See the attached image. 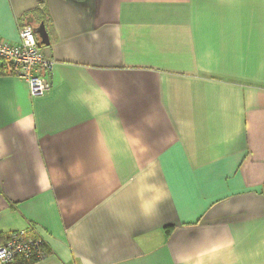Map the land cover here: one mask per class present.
<instances>
[{
  "label": "crops",
  "instance_id": "crops-1",
  "mask_svg": "<svg viewBox=\"0 0 264 264\" xmlns=\"http://www.w3.org/2000/svg\"><path fill=\"white\" fill-rule=\"evenodd\" d=\"M51 89L0 75V232L31 264H264V0H0Z\"/></svg>",
  "mask_w": 264,
  "mask_h": 264
},
{
  "label": "built area",
  "instance_id": "built-area-1",
  "mask_svg": "<svg viewBox=\"0 0 264 264\" xmlns=\"http://www.w3.org/2000/svg\"><path fill=\"white\" fill-rule=\"evenodd\" d=\"M54 61L47 58L30 24L18 28L14 43L0 41V75L24 80L32 97L51 89ZM48 257V249L31 229L0 232V264H30Z\"/></svg>",
  "mask_w": 264,
  "mask_h": 264
},
{
  "label": "water",
  "instance_id": "water-1",
  "mask_svg": "<svg viewBox=\"0 0 264 264\" xmlns=\"http://www.w3.org/2000/svg\"><path fill=\"white\" fill-rule=\"evenodd\" d=\"M28 24H30L32 26V29L34 31V33L36 34V36L39 39V44L43 47V46H48L50 43L49 40V35L48 32L46 30L45 24L43 21H40L37 25H32L33 24V20L29 19L28 20Z\"/></svg>",
  "mask_w": 264,
  "mask_h": 264
},
{
  "label": "trees",
  "instance_id": "trees-1",
  "mask_svg": "<svg viewBox=\"0 0 264 264\" xmlns=\"http://www.w3.org/2000/svg\"><path fill=\"white\" fill-rule=\"evenodd\" d=\"M31 264V263H30Z\"/></svg>",
  "mask_w": 264,
  "mask_h": 264
}]
</instances>
